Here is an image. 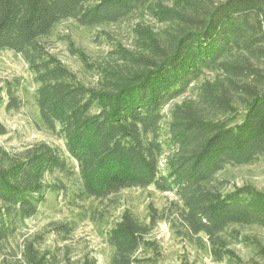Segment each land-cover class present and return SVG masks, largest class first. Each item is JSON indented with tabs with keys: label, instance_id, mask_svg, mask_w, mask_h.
<instances>
[{
	"label": "trees",
	"instance_id": "trees-1",
	"mask_svg": "<svg viewBox=\"0 0 264 264\" xmlns=\"http://www.w3.org/2000/svg\"><path fill=\"white\" fill-rule=\"evenodd\" d=\"M132 16L162 27L137 24L134 48L119 47L97 86L44 42L66 20L94 27ZM2 51L20 55L34 72L37 126L63 140L68 156L46 142L15 153L0 146V250L49 193L78 207L82 220L89 203L153 187L175 194L185 233L206 239L218 260L262 264L238 256L226 233L264 226V191L228 188L224 174L264 162V0H0ZM19 90V79L7 82L0 106L19 109ZM157 218L146 222L125 210L105 234L109 264L152 261L140 253L157 249L147 239ZM77 224L52 225L66 238ZM38 237L25 240L22 264H98L61 259L41 249Z\"/></svg>",
	"mask_w": 264,
	"mask_h": 264
},
{
	"label": "rangeland",
	"instance_id": "rangeland-1",
	"mask_svg": "<svg viewBox=\"0 0 264 264\" xmlns=\"http://www.w3.org/2000/svg\"><path fill=\"white\" fill-rule=\"evenodd\" d=\"M139 23L154 24L150 16H132L118 23L94 27L80 26L74 20L62 22L55 31L45 38L48 51L73 71L83 82L97 86L101 82L107 64L118 57L120 46L133 49L134 28ZM20 80L19 109L0 106V124L5 133H0V146L10 153L19 152L31 145L46 142L66 153L64 141L37 126L38 111L33 100L37 89L35 74L26 61L12 51L0 52V90L5 102L7 82ZM67 155V153H66ZM68 156V155H67ZM224 177L228 188L234 185L252 184L264 191V162L254 165L231 167ZM88 205L86 218L80 220L79 208L73 206L57 193H49L36 216L27 221V228L0 250V264H22V250L27 238L39 235L41 249L56 252L61 259L80 260L94 258L98 264H109L111 249L105 234L114 226L125 210L149 222L152 214L157 224L147 235L156 243L157 249H144L140 255L153 258L144 264H234L228 257L218 260L211 254L206 239L189 237L179 219V202L172 192H161L153 187L130 189L112 200L94 202ZM93 215L96 217L93 218ZM98 216V217H97ZM103 219L99 220L100 218ZM78 220L76 229L63 237L53 229L55 222ZM231 234L238 235L233 237ZM230 237L229 248L248 262L264 264V251H260L254 239L264 246V226H235L226 233Z\"/></svg>",
	"mask_w": 264,
	"mask_h": 264
}]
</instances>
